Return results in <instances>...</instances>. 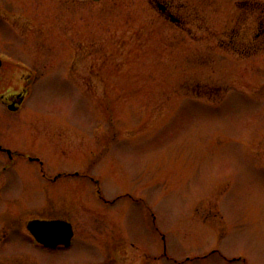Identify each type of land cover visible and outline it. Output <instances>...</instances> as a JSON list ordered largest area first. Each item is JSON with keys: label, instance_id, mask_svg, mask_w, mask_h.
<instances>
[{"label": "rangeland", "instance_id": "1", "mask_svg": "<svg viewBox=\"0 0 264 264\" xmlns=\"http://www.w3.org/2000/svg\"><path fill=\"white\" fill-rule=\"evenodd\" d=\"M13 1L39 81L20 112L0 103V140L75 173L52 189L76 264H264V93L241 84L245 64L197 48V25L185 43L149 0ZM1 39L19 42L0 20ZM5 72L0 93L31 71ZM22 163L4 174L35 210L44 181Z\"/></svg>", "mask_w": 264, "mask_h": 264}, {"label": "flooded vegetation", "instance_id": "2", "mask_svg": "<svg viewBox=\"0 0 264 264\" xmlns=\"http://www.w3.org/2000/svg\"><path fill=\"white\" fill-rule=\"evenodd\" d=\"M149 2L168 25L179 30L180 33H185L179 38L185 39V43L187 36L191 37L187 26L197 25L199 34L197 43L200 44L197 48H212L215 45L223 52L231 54L235 63L243 62L244 72L252 73L254 77L247 78L241 84L244 87H254V92L251 91L253 94L264 93V0H149ZM227 6L229 8L227 13L231 12V14L225 15L227 23L223 28L221 30L205 28L210 14L212 16L219 10L224 11ZM19 8L16 1L0 0V20L7 22V25L19 37V42L13 46L7 39L0 40V44L4 46L0 49V80L4 78L3 75H8L5 71L11 68L31 71L22 73L17 79L21 83L20 88L0 93V103L13 114L21 111L27 101L30 87L39 81L38 63L31 64L19 54L25 48L19 20L13 16ZM228 15L231 17L228 18ZM30 57L34 58L33 51L29 52V60ZM236 66L232 67L236 68ZM209 94L196 95L209 96ZM0 154L4 156L3 161L8 164L5 166L3 162H0V264H76L74 256L68 253L74 249L76 242L81 243V241H74L73 223L68 218L58 217L56 198L61 195L58 194L59 191L52 189L63 179H65L63 182L73 181L71 177L75 173L69 170L48 172L49 169L43 159L32 149L11 148L10 143L1 140ZM23 161L37 165L44 181L38 192L43 193L45 202L35 210H27L23 205L17 204L19 201L17 189H15L18 186L17 179L14 176L7 178L4 174L11 168L13 170L23 165ZM71 192H64V194ZM97 193L102 198L99 189ZM33 220L45 222L62 220L70 223L73 230L71 241L67 245L58 241H37L28 229L29 223ZM86 242L82 241L83 245L90 246ZM99 264H106V261H100Z\"/></svg>", "mask_w": 264, "mask_h": 264}, {"label": "water", "instance_id": "3", "mask_svg": "<svg viewBox=\"0 0 264 264\" xmlns=\"http://www.w3.org/2000/svg\"><path fill=\"white\" fill-rule=\"evenodd\" d=\"M98 1V0H93ZM30 230L38 238H49V241H70L72 236V229L70 224L64 221H54L41 223L39 221H33L29 225ZM42 230V233H41ZM44 232V234H43ZM50 233H54V236Z\"/></svg>", "mask_w": 264, "mask_h": 264}]
</instances>
